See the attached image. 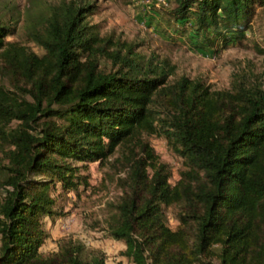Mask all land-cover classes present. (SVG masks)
Returning a JSON list of instances; mask_svg holds the SVG:
<instances>
[{"label":"trees","instance_id":"trees-1","mask_svg":"<svg viewBox=\"0 0 264 264\" xmlns=\"http://www.w3.org/2000/svg\"><path fill=\"white\" fill-rule=\"evenodd\" d=\"M175 4L174 20L190 22L201 48L243 36L264 9V0ZM33 8L23 32L40 56L6 41L15 29L0 20V61L16 80L15 92L0 87V264H106L78 241L48 256L39 250L49 238L43 218L55 215L50 190L78 192L88 184L82 168L105 165L118 148L114 164L126 177L108 233L132 264H264V87L167 84L174 67L101 36L88 22L93 4ZM152 136L184 162L177 177ZM170 206L179 208L175 230L163 211Z\"/></svg>","mask_w":264,"mask_h":264},{"label":"rangeland","instance_id":"rangeland-1","mask_svg":"<svg viewBox=\"0 0 264 264\" xmlns=\"http://www.w3.org/2000/svg\"><path fill=\"white\" fill-rule=\"evenodd\" d=\"M61 1L69 0H0V20L15 29L14 35L5 40L42 55L43 52L25 38V11L32 5L38 8L57 5ZM76 1L96 6V14L88 22L97 25L101 36L134 46L146 60H165L174 67L167 84L184 77L200 80L212 91H227L236 80L249 87H264V9H256L243 36L201 48L198 46L200 40L196 43L191 37L190 22L181 26L174 20L175 0H162L163 4L156 0ZM100 66L107 70L111 67L105 59L100 60ZM15 82L0 61V87L15 92ZM148 141L159 162L168 166L174 178L178 171L185 170L184 162L171 152L162 138L152 136ZM120 152L118 148L103 166L97 163L84 166L81 171L88 184L81 185L78 192L62 194L59 185L50 190L56 202L55 215L43 218L49 238L39 250L42 255L55 253L60 243L73 240L82 243L87 250L100 251L106 264H132L122 256L124 243L112 239L108 233V222L114 212L112 206L123 195L124 186L120 179L126 177V171L114 164ZM5 179L6 174L0 168V181ZM163 211L167 226L175 230L179 208L163 207Z\"/></svg>","mask_w":264,"mask_h":264},{"label":"built area","instance_id":"built-area-1","mask_svg":"<svg viewBox=\"0 0 264 264\" xmlns=\"http://www.w3.org/2000/svg\"><path fill=\"white\" fill-rule=\"evenodd\" d=\"M156 2L158 3V4H161L162 3V0H156ZM163 4V3H162Z\"/></svg>","mask_w":264,"mask_h":264}]
</instances>
